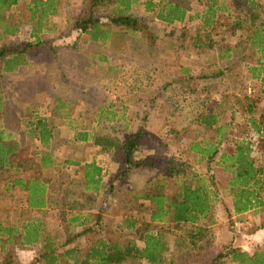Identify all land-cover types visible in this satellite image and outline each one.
<instances>
[{"label": "rangeland", "instance_id": "1", "mask_svg": "<svg viewBox=\"0 0 264 264\" xmlns=\"http://www.w3.org/2000/svg\"><path fill=\"white\" fill-rule=\"evenodd\" d=\"M158 1L126 0L127 4L117 2L98 9L95 15L106 25L109 24L108 18L117 14L116 11H125L127 15L141 21L139 30L146 26L145 33L148 36L141 31L130 32L110 24V33L105 41L95 42L89 35L75 29V23L87 9L88 0H60L58 13L46 19V27L39 35L41 45L31 49L21 60L23 64L15 71L3 75L4 108L0 114L1 124L14 134V139L19 144L14 165H20L17 172V166H11L0 173L2 223L22 226L25 222L43 218L45 223L50 224L46 233L55 237L58 245L63 244L73 236L75 229L69 224L65 228H54L57 223L61 225V222L66 221L60 217L68 218L66 213L59 211L57 215L55 211L65 207V203L70 200L84 196L81 191L82 183H78L82 180L83 166L66 162L77 161L85 164L94 161L104 170V182L121 189L111 194L107 186L103 216L106 225L102 228L104 232L74 240L66 248L60 249V252L73 247L78 252H84L101 236L109 244H118L121 248L129 244L142 247L139 234L126 229L124 222L129 218L139 220L137 226L140 228L148 223V218L144 208L140 207V202L129 194L149 190L156 172L147 168L135 169L122 178L126 166L121 151L104 154L91 140L76 142V130L85 128L93 135H109L119 140L140 133L136 158L143 160L158 157L161 169L157 171L161 172L166 161L185 158L176 151L177 142L173 141L172 133V126L176 121L172 119H195L220 104L221 95L227 97L226 107L222 111L223 121L236 115L234 110L237 108L238 94L248 93L249 97L259 101L260 108H264L261 84L251 80L247 68L255 66L257 55L246 40H239V36L245 34L241 31L232 32L237 18L246 22L245 26L251 27L247 14L249 2L259 6L256 11L260 19L255 25L264 24V0H168L181 5V9L185 11L182 21L171 24L158 18L160 13H167H162L163 8H160V4L167 0H160L159 6L154 9L150 6ZM28 3L29 0L20 2L13 9L14 17L10 20L21 23L22 33L7 37L4 41L0 38L2 45L18 43L23 46L27 42H36L30 36L31 27L27 22ZM209 9L215 12L214 22L210 27L205 26ZM196 41L206 46H195ZM226 48L231 50V57L220 59ZM180 63L190 72L188 76L177 75L175 72L164 73L167 66L177 67ZM216 72H222L224 76L211 78L210 75ZM221 77L226 79L224 83H220ZM171 78H174L172 83L169 82ZM59 104H64V107H59L58 110L56 106ZM53 111H56L55 114ZM57 114L64 118L57 117ZM34 116L46 119L53 133L48 150L57 165L47 169H41L33 157L34 152L41 147L30 138L26 124L28 118ZM164 117L170 121L169 125L172 123V134L167 132L169 127L167 121L163 120ZM241 129L238 127L237 132L241 133ZM199 135L201 136V132ZM154 136H159L158 142L163 145L168 143V138L170 148L157 146ZM244 136L254 144L256 150L260 148L254 137L248 134ZM187 137L192 142L196 133L190 131ZM195 160V156L190 154L186 158V167L201 174L207 171L219 185H225L228 181L229 175L222 170V166L213 169L212 173L211 169L201 170L205 166L196 167ZM31 175L38 176L49 187V211L45 212L49 217L47 220L42 212L39 211L38 214V210L25 208L23 193L17 187L5 189L15 177L28 178ZM101 201L102 199L91 205L95 206ZM121 207L126 210L125 220L121 218L122 211L117 213V209L120 211ZM261 221L264 224V216L261 214H257L255 218L250 215L235 218L219 216L218 225L213 231L210 229L214 234L213 242L208 248L210 255L225 254V250L227 252L229 249H248L250 253L264 251V232L257 235L251 233ZM191 227L188 223L176 225L181 233ZM186 248L188 252L189 246L186 245ZM12 254L10 264H39L40 249L37 245L19 247ZM175 255L174 251L164 254L170 261ZM177 257L174 264H190L194 260L196 262V259H189L188 256L185 259ZM208 257L205 256V259ZM132 262L147 264L136 259H129L124 264ZM0 264H3L2 254Z\"/></svg>", "mask_w": 264, "mask_h": 264}, {"label": "trees", "instance_id": "2", "mask_svg": "<svg viewBox=\"0 0 264 264\" xmlns=\"http://www.w3.org/2000/svg\"><path fill=\"white\" fill-rule=\"evenodd\" d=\"M22 1L25 0H0V38L15 37L20 31L21 23H14L10 20L14 17L13 9ZM125 1L88 0L87 9L82 18L75 23V29L82 34L89 35L91 40L95 42L105 41L110 33V24L126 31L145 33L146 26H143V30H139L141 21L127 15L123 10L116 11V15L108 18L109 24L107 25L99 16L95 15V12L100 8L108 7L117 2L127 4ZM248 5L247 14L251 21V27L245 26L246 22L237 18L234 21L232 32L241 31L245 34V36H239V40L247 41L246 43L257 55L256 64L261 65L264 64V24L255 25V22L260 19L259 14H257L258 11H256L259 6L254 2H249ZM59 7L60 0H29L26 6L28 11L27 22L31 27L30 36L36 42H27L20 46L18 43L2 45V40H0V114L4 108L3 75L15 71L17 67L23 64L21 60L24 56L34 47L41 45L39 35L46 27V19L56 15ZM181 7V5L173 4L167 0L160 4V8H163L162 13L165 11L167 13L165 15L160 13L158 18L168 24L174 21L180 22L185 17V11ZM208 11L209 16L205 18V26L210 27L214 22L215 12L210 9ZM145 35L148 36L146 33ZM206 35L208 36V33ZM195 46L203 47L206 45L196 41ZM222 54L220 59L230 58L231 50L226 48L225 53ZM188 74L190 73H186L185 76ZM219 76L223 77L224 74L216 72L210 75L211 78ZM261 94L264 95V85H262ZM221 100L215 108H210L207 113L197 117L199 123L211 129L220 125L215 128L217 132L229 131V128L236 124L242 128L240 135H247L248 132L256 135L258 146L261 149L259 159L252 156L253 150L250 143L246 141L235 146L232 154H223L221 163L224 165V171L229 175L225 185H219L208 172L202 175L197 171L188 169L187 165L175 164L167 174L163 171L161 177L154 181V187L144 190L140 195L129 194L131 198L140 202V207L144 208L148 218V223L140 228L137 226L139 220L129 218L124 222L127 225L126 229L134 230L139 234L142 247L129 244L121 248L118 244H109L106 239L102 238L90 244L84 252L81 250V253L78 252L76 247L60 252V249L66 248L83 234L79 233L73 238H68L59 245L50 236V241L45 239V245L43 244L40 248L39 264H124L129 259L145 261L147 264H174L173 261L178 259L177 256L184 259L186 256L189 259H196V262L195 260L194 262L190 261V264H264V251L250 253L251 251L248 252L243 249H229L227 252L225 250V254L220 253L216 256H211L210 251H208L214 239L210 229L216 223L215 207H220L224 212L229 211V205L224 201V198L231 199L232 210L235 214L245 213L253 207L258 208L262 213L264 212V196L261 195L262 188H264V108H260L257 99L243 93L238 94L236 98L237 108L234 110L236 115H231L226 122L223 121L224 114L222 111L226 107L227 97L221 95ZM59 107H64V104H59L56 109L59 110ZM55 112L53 111L54 114ZM57 117L64 118L58 114ZM68 123L71 122L68 121ZM26 128L30 138L41 147L33 154L39 167L47 169L52 165H57L55 158L48 150L53 138L49 122L40 116L29 117ZM13 135L1 124L0 118V173L11 166H17L16 172L18 171L20 164L14 165V163L18 157L19 144ZM140 138V133H136L126 137L125 140H119L109 135H93L91 131L85 128L76 130L74 134V141L86 142L91 140L92 144L104 154L121 151L126 166L122 178L135 169H152L154 167L152 159L139 160L136 158ZM68 163L74 166L79 164L77 161L66 162V164ZM82 171L84 184L81 185V191L84 196L91 197V201L99 196L106 200L107 186H109L111 194L121 189L114 184H102L101 169L95 162L85 164ZM12 187H17L23 193L24 203L29 210H40L47 205L49 187L38 176L15 177L11 183L5 186V189L8 190ZM100 219L101 210L93 216V227L85 231H93ZM182 223L191 224L192 227L182 233L178 232L176 225ZM40 237L36 223L26 224L20 228L16 225H6L0 220V254L3 256V264L11 263L13 250L43 242ZM186 245L189 246L188 252H186L188 249ZM171 251L176 253L172 261L167 260L164 256L166 252L170 253ZM205 256L209 257L205 259ZM131 264H136V262Z\"/></svg>", "mask_w": 264, "mask_h": 264}, {"label": "crops", "instance_id": "3", "mask_svg": "<svg viewBox=\"0 0 264 264\" xmlns=\"http://www.w3.org/2000/svg\"><path fill=\"white\" fill-rule=\"evenodd\" d=\"M161 1L159 0L158 3L154 2L152 4H150V6H152V9H154L155 6H159V3ZM60 8V7H59ZM22 28V27H21ZM20 33H22V29H20V31L18 32L17 35H19ZM16 35V36H17ZM3 40H6V38L4 37ZM183 65V63H180L179 66L174 67V66H167L166 69H164V73L166 74H170L171 72H175L174 74L177 75H181L184 76L186 75V73H188L187 68L185 66H181ZM248 68V73L251 76V80L253 81H257L260 82L261 87L262 85H264V64L261 65H257L255 64V66H247ZM158 73V70H157ZM190 73V72H189ZM238 74V73H237ZM174 79V78H173ZM173 79H169V82L172 83ZM220 83H224V81L226 79H223L222 77L219 79ZM239 81V78L237 80V82ZM174 83V82H173ZM238 84V83H237ZM168 87V86H166ZM246 95H248V93H246ZM250 96V95H248ZM170 119V118H169ZM188 118V117H179V118H174L172 120H175L176 123L173 124V136L174 139L173 141L177 142V150L179 151V154L181 156H184V160L181 159H173V160H168L165 162V168L162 169V171H157L158 169H161L159 166L161 165L160 163L158 164V157L157 158H150L154 161V167L152 168V170H154L156 172L155 176L153 177V179H151V183H150V187H154V181L161 177V175L163 174V171L169 172V168L173 169V166L175 164H179L181 165H188L186 162V158H188L190 156V154L194 155L196 158V162H195V166H205V168H201V170H205V169H211L212 173H213V169L215 168H222V170H224V165H222L221 163V156L225 153H229L232 154L235 150V146H237L240 142L242 141H246L250 143V146L252 148V156H254L256 159H259L261 156V149L259 148L258 150H256L255 147H253L254 144H252V142L246 138V136L240 135L239 132H237V128L238 126L236 124H234L233 126H231L229 128V131H221V132H217V130L215 131V128H217V126H214L212 129L209 127H205L203 125H201L199 123V118ZM163 120H166V118L164 117ZM167 121V120H166ZM227 122V121H226ZM170 121H167L168 124V130L167 132L171 133L170 131V127L171 124L169 125ZM222 125V124H221ZM190 131L193 133H196V138L192 140V142H190L188 140L187 134H190ZM166 132V133H167ZM199 132H201V136L199 135ZM171 133V134H172ZM156 134H159V132H157ZM251 136L252 138L254 137L256 139L257 145H258V141H257V136L250 134L248 132V136ZM159 136H154V142L155 144L158 146H167L166 148L169 149L170 148V142L169 139L167 138V142L166 144L163 145V143H159ZM186 143V144H185ZM159 154V153H158ZM161 159H163L162 157H160ZM94 161H90L87 162L85 164L91 163ZM96 163V162H95ZM85 164H81L79 163L78 165L84 166ZM96 165L101 169V177L103 176L104 170L102 169L101 166H99L97 163ZM196 166V167H197ZM169 167V168H168ZM170 169V170H171ZM160 172V173H159ZM207 172V171H206ZM225 172V171H224ZM226 173V172H225ZM201 174V173H200ZM205 173H202V175H204ZM227 174V173H226ZM77 181V180H76ZM217 182V181H216ZM78 183H82V185L84 184V180H79ZM218 183V182H217ZM102 184L106 185V183L104 182V179L102 177ZM264 191V190H262ZM134 194H141L142 192H133ZM261 195H264L263 193ZM82 198V199H80ZM100 199H102V201L100 202V204H96L95 206H92L91 204L93 203H97L96 201H99ZM224 201L227 202V204L229 205V211L228 212H224L220 207H215L216 210V223L211 226V229L213 231V229L218 225V218L219 216L225 215L226 217H230V218H235V217H242V216H246V215H250L253 216V218H255L257 216V214H261V216H264V212H260L258 208L253 207L252 209H249L247 212L245 213H240V214H235L232 210V206H231V199H227L224 198ZM65 207H61L59 210L55 211V213H59V211L64 214L66 213V215H68V218H61V220H66L64 223L61 222L56 226H54V228L60 226V228H65L66 224H69L71 227H73L75 229V232H73V237H75L76 235H78L79 233H82L83 235L81 237L87 236L89 234H97L100 235L102 234L104 231H102V228H105L104 222H103V216H104V211H105V199L102 196L96 197L95 200L91 201V197L85 195V196H80L77 199H72L70 200L69 203H65ZM49 202L47 201V205L38 210V214L39 211L42 212L41 214H43L46 218V220L49 218L48 215H45L46 211H49ZM25 208H27L26 204H25ZM28 209V208H27ZM29 210V209H28ZM101 210V219L99 221V223L95 226V228H93V231H89L86 232L85 230L93 227L92 226V220H93V216L98 214V211ZM122 211V213H121ZM125 209H123L121 207V210L119 211V208L117 209V213H121V218L125 219L126 215H125ZM230 215H227V214ZM61 215V214H60ZM30 223H36L38 228H39V234H40V240H43V242H40L37 246H39V249L43 246V244L45 245V239H49L50 241V235L46 233V228L50 227L49 223H45L44 219H37L36 221H32V222H25L22 226H17L22 228L23 226H25L26 224H30ZM262 221L258 224L259 226L256 227L255 231H252V234H261L264 232V224ZM97 230V231H96ZM216 234V232H215ZM105 235V233H104ZM214 236V234H213ZM79 237V238H81ZM54 242H56L57 240L55 239V237H52ZM77 238V239H79ZM76 239V240H77ZM102 239V236L101 238ZM98 239V240H99ZM29 246V245H27ZM27 246H25L27 248ZM30 246H36L35 244L30 245ZM244 250V249H243ZM245 251V250H244ZM246 251L249 252V250L247 249Z\"/></svg>", "mask_w": 264, "mask_h": 264}]
</instances>
